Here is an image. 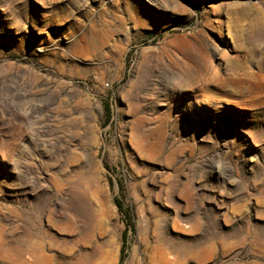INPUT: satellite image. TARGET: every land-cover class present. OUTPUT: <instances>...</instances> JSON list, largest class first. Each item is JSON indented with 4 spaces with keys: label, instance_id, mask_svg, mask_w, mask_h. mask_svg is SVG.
I'll return each mask as SVG.
<instances>
[{
    "label": "rangeland",
    "instance_id": "obj_1",
    "mask_svg": "<svg viewBox=\"0 0 264 264\" xmlns=\"http://www.w3.org/2000/svg\"><path fill=\"white\" fill-rule=\"evenodd\" d=\"M0 264H264V0H0Z\"/></svg>",
    "mask_w": 264,
    "mask_h": 264
},
{
    "label": "trees",
    "instance_id": "obj_2",
    "mask_svg": "<svg viewBox=\"0 0 264 264\" xmlns=\"http://www.w3.org/2000/svg\"><path fill=\"white\" fill-rule=\"evenodd\" d=\"M124 242H125V241H124V239H123V245H124Z\"/></svg>",
    "mask_w": 264,
    "mask_h": 264
}]
</instances>
